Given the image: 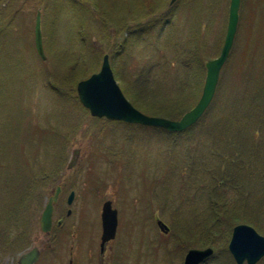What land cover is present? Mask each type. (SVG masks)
<instances>
[{"label":"rangeland","instance_id":"1","mask_svg":"<svg viewBox=\"0 0 264 264\" xmlns=\"http://www.w3.org/2000/svg\"><path fill=\"white\" fill-rule=\"evenodd\" d=\"M141 1L128 0L132 5L128 8L136 10L137 3ZM229 1L188 0L186 4L179 5L178 11L172 14V18L178 21V28L165 47L164 37L168 32L166 22L157 24L153 33L138 36L137 32L147 22L137 23L146 17L142 13L135 14L132 19L128 16L126 20L111 16L112 20L108 18L105 27L101 22L104 14L102 11L96 12L89 2L1 0V10L5 14L0 10V176L7 174L8 165L11 166L9 173H12L13 166H18L23 159L20 153L22 145L39 144L41 153L37 159L28 150H25L24 158L34 167H51L54 163L46 161L44 155L51 157L59 153L60 141L52 133L54 129L69 133L72 138L65 154L67 163L62 170L66 181L63 189L67 190L61 193L56 207H70L73 212L71 216H66V213L56 209L54 230L49 235L42 233L40 228L43 209L38 212L37 225L35 220L32 221L34 225H31L33 244L26 249L34 245L40 248L41 254L36 264H100L102 209L108 199L112 200L113 206L119 211V227L116 238L107 245L103 264H184L189 251L187 248L191 246L183 238L191 237L185 232H190V228L202 230L210 221L208 214L212 212H203L207 205L206 198L200 194L201 189L144 188L175 187L184 183L175 158L185 153V149L195 141L185 142L190 136L184 132L169 134L157 127L93 117L89 111L87 114L75 95L54 90L51 81L68 91L71 84H74L72 78H67L66 71L70 63L74 64L84 52L88 62L97 63L101 57L99 47L105 45L120 48L128 37L126 52L112 57L120 71L118 82L123 89L128 90L127 98L131 102L133 99L139 100L134 94V88L129 86V90L123 83V80L131 78L129 71L121 69L125 61L133 63L138 69L153 66L149 74L151 85L145 87V93L173 95L178 88L177 78L182 75L180 57L183 49L179 45L186 46L190 33L199 30L206 39L209 51H216L226 25ZM251 2L257 6L254 12H251L253 6L244 5L242 0L238 31L230 55L221 70L216 93L210 107L192 127L191 133L196 136V144L211 162H215V154L229 147L234 148L230 143L237 138L245 139L246 142L249 139L248 146L252 140L258 144L259 173L255 193L244 191V194H238L227 189L221 198L228 200L229 206L242 201L254 203L255 212L246 211L242 217L254 221L258 218L264 226V151H261L263 147L260 146L264 140V99L254 95L255 90L258 91L256 87H261L264 81L260 77H264V0ZM152 3L150 1V5ZM118 7L115 5L114 8L118 10ZM119 8L123 12L124 7ZM38 10L42 11L41 28L46 60L39 57L35 45L34 25ZM208 18L210 26H207ZM168 21L170 23L171 20ZM127 25H131L128 31ZM164 28L165 35L157 39L158 31ZM83 35L94 42V46L84 50ZM257 44L258 50L254 48ZM235 49L236 53L232 56ZM244 50H247L246 57L243 55ZM177 53H180V57H176ZM112 58L110 56V62ZM253 61L250 73H243L247 62ZM79 70L89 68L81 66ZM249 76L252 79L248 82ZM251 98L253 103H250ZM140 100L144 103L143 98ZM255 127L258 128L256 133ZM34 128L35 134L31 135ZM175 136H178L176 138L180 146H173L172 139ZM73 159L74 163L69 167ZM37 160L40 164L36 165ZM199 169L203 171V164H200ZM189 171L186 170V174ZM2 181L0 208L3 212L5 203L12 198L13 188L4 187ZM51 187L45 195L44 206L55 189ZM69 189L76 192L72 205L66 202ZM216 203L220 205V201ZM224 204L227 206L226 202ZM172 208H177L176 214ZM157 211L171 227V232L160 235V239L150 224L152 221L149 222L151 213ZM211 216L213 218L215 215ZM59 218H64L66 226H58ZM224 218L223 222L229 224V219L238 218V214L230 216L228 220ZM217 232L212 238L215 245L212 246L215 250L212 255L214 259L203 264H233L223 242L229 235L227 225ZM199 233L196 232L194 247L210 236ZM23 252L17 249L5 253L0 258V264H18ZM258 264H264V258Z\"/></svg>","mask_w":264,"mask_h":264},{"label":"trees","instance_id":"2","mask_svg":"<svg viewBox=\"0 0 264 264\" xmlns=\"http://www.w3.org/2000/svg\"><path fill=\"white\" fill-rule=\"evenodd\" d=\"M80 1H82L81 3H84V4L89 2L91 5L95 7L96 12L102 11V13L104 14V17L103 19H101V22L105 24V27H107L106 24H108V21H109L108 18L111 19V16L113 18L115 17L114 19L119 18V19H125V20L126 18H128V16H130L132 19L134 16H136L135 14L142 13L141 11H143L144 9L143 0L139 4L137 3L136 10H133L132 8H128V7H132V5L130 4V2H128V0H124V3H121L123 0H111V2H108V3H105L106 1L104 2L102 0H92L93 2H91L90 0H80ZM125 1H126V6L124 5ZM187 1L188 0H178V4L181 5L182 2H185L186 4ZM243 2H244V5H249V6L252 5L253 10L251 9V12H254V7H257V6H255V4L251 2V0H243ZM114 4L116 6L118 5L119 7L120 6L124 7L123 12L119 11L120 10L119 7H118V10H116L114 8L115 7ZM229 5H228V13H229ZM0 10H1V4H0ZM1 12L2 14H5L3 13L2 10ZM228 13H227V21H228ZM106 14H108L110 17H108ZM168 20H171L170 23ZM207 21H208L207 26L208 25L210 26V19L208 18ZM227 21H226L224 31L221 33L222 34L221 41L216 51H213V52L209 51L210 48L208 47L206 39L203 38V35L201 32H199V30L197 32L192 31L190 33V35L188 36V43L186 46L182 47V45H179L183 49V52L181 54L182 57L179 56L180 53H177L176 57L181 58L182 65L180 67V72L182 73V75L177 78V82H179L178 88L176 92H174L173 95L158 94L154 92L145 93L143 91L145 87L147 88L151 85V82H150L151 79L149 77L150 76L149 74L152 72L153 66H148V67L144 66L145 68L138 69L136 65H134L133 63L129 64V62L125 61L121 65V69L122 71L124 70V72L129 71L131 73V78H127L129 80H123V83L128 89H129V86L134 88V94H136V96L139 97V100L133 99L136 103L133 102L132 100L133 104L149 115L162 116V117H167L171 119H179L182 117V115L185 112L193 108L198 102V100L200 99V96L203 91V86H204L205 76H206V66H205L206 61L212 58L218 57L220 55L222 46L224 44L225 34L227 31ZM163 22H166L167 31H168L166 34V37H164V39L166 40V42L164 40V46L166 47L170 38L173 36V33H175L176 29L178 28L177 19L175 20V18L169 17L168 14L162 13L159 17H155L149 27L143 26L140 29V32H137L138 36L141 37V35H144L145 33L146 34L153 33L155 31L154 29L156 25L157 24L161 25ZM179 31H180V27H179ZM164 32H165V28L160 29L157 33V39H162V36L165 35ZM127 38L128 37H126L125 39L126 41H127ZM126 41L122 42L121 43L122 45H120V48H117V49H115L114 46L107 47L105 45H102L101 47H99V50L101 51V57L98 58V62L96 61L97 63L88 62L85 57L86 53L84 52V54H82V57L80 58L81 60L80 59L76 60L74 64L70 63L69 68L66 71L68 72L67 78L68 79L72 78V80H74L73 86L71 84V87H70L71 89L66 91V89H64L63 87L61 88V86L55 83V81L53 82V80L51 81V87L58 92L63 91L66 94L72 93L78 98L77 91H76L78 82L82 79L89 77L92 73L100 69L103 56L106 53H108L109 55L111 53L110 55L111 58L112 57L114 58V57H117V54L119 55V53L123 51L126 52V48L128 49V44L126 43ZM82 42L85 47L84 50H87V47L90 48L91 46H94L95 44L94 42L88 40L86 35L82 36ZM248 43L246 44L247 46H248ZM254 48L258 50V44L254 46ZM129 51L127 50V52ZM234 53H236V49L233 50L232 56L235 55ZM243 53H244L243 55H245L247 53V50H244ZM255 53L256 52L254 51L253 54ZM127 54L128 56H130L129 53ZM113 58L111 59V62L114 68V72H115L117 80L120 81V78H119L120 71L115 66ZM64 63H68V62L64 61ZM247 63H248L247 68L245 67L246 69L245 71H243V73L249 74L251 67H252L251 64H253L254 61L251 63L250 62H247ZM81 66L82 67L84 66V68L88 66L89 70L77 71ZM115 67L117 68L116 70H115ZM251 77L248 78V82L251 81L252 79ZM260 77L264 78L263 76H260ZM262 83L263 84H261V87L260 86H258L259 88L256 87L258 91L255 90L254 95H258L259 97L264 99V81H262ZM123 91L125 92L127 96L129 95L127 93L128 92L127 89L126 90L123 89ZM158 96H160L161 98H158ZM142 98L144 100V103L140 100ZM250 103H253V98H251ZM81 106L83 105L81 104ZM83 109H85L87 114H89L88 110L85 107ZM35 131H36V128L32 130L31 135H34ZM254 131L255 133L258 132V128L255 127ZM48 132H51V131L48 130ZM52 133H55L56 138H59V141H60L59 150H58L59 153L50 157V156H45L44 153L42 152V155H44V158L46 159V161H52V164L54 163L51 167H47L44 165L34 167L30 161H26V159L24 158L25 150H28V152H30L32 156L35 155V158L39 155V153H41V148L39 144L29 143L26 145H22L20 147V153L23 156V159L19 161L20 163L18 164V166L17 165L13 166V172L9 173V169L11 168V166L8 165L7 174L0 176V181L3 180L2 185L4 187L13 188L12 198L9 199L7 203H5V210H3L2 212L1 211L2 208H0V258H2L5 255V253L14 252V250H17V249H20V251H26V249L29 248L33 244L34 235L32 233L31 225H34L32 224L33 220L36 221L35 223L37 225L36 215L38 214V212H40V210L43 209L45 195L51 190L50 189L52 188L51 186H54L55 188L58 184H61V182L62 183L66 182L64 181L65 175L62 173V170L67 163L65 154L67 152V148L69 147V144L72 141V138L69 133L62 132V130L54 129V132ZM195 137L196 136H190L187 140H184L185 142H194V141L195 142L194 144L191 145V147L186 148L185 153H182L179 158L177 157L178 159L175 158V160H177L176 165H178L179 171L183 175L182 178H184V183L182 182L179 185L186 186L188 184L191 185L193 184L192 182H194L195 185L203 186V185H208L207 180L210 179L211 185L215 189H210V190L201 189L200 191V194L204 196V198H206V203H207L203 212H206V213H210V211L212 212L208 214L210 221H208L207 227L203 228L202 230L196 229V228H190L189 229L190 232L186 231L185 233L189 234L191 237L188 238L187 236H184L183 238L188 240L189 245H191L189 246V248H191V247H194V241L197 239L196 232H200L199 234H208L210 236H207V238L205 237L206 240H204L203 243H200L199 245H195V246L200 247V248L212 247V246L215 247V245L212 243V238L215 237L219 233L217 231H220L221 227L226 228V225H227V228L229 231V233L227 232V235L228 234L229 235L228 237H225V239L223 240V242L225 243V246H227V243L231 235V229L233 227V224H230V223L226 224L227 221L225 222L223 221L225 220L224 217H226V220H228V218L231 216L230 212L232 213V216H235V214L233 210L229 209L231 206H229L228 200L222 199L221 197L225 195L226 193L225 191L227 189H232L234 190V192L236 193L238 192V194L243 193L244 191L255 193L256 191L255 189H257V179H258L259 168H258L257 175L254 177V180H255L254 189H251L250 182H249L250 187L248 189H233L235 188L238 177L243 176L242 174L238 175L237 177H234L232 179L233 181L232 184L229 182L228 179L230 176H236L235 170L239 167L240 160H241V155L238 152L240 147L244 145L249 150V154H250V151L252 150L254 155L258 157L259 159V155L257 153L258 144L254 143V141L252 140L251 145L253 146V148L250 149L251 145L250 146L247 145V143L250 142L249 139L246 142L245 139L237 138L236 140L230 143L232 146H235L234 148L229 147L227 150H223V151H220L219 154H215V162H211L208 158V155L203 153V150L201 149V147L196 144ZM172 143H173V146H175V142L172 141ZM260 146L263 147L261 151H264V140L260 144ZM188 159H192V160L196 159L198 164H203L204 166L203 173H199L195 176L192 174L191 171H189V173L186 174L187 172L185 170L184 164L186 160ZM37 164H40V161L37 160L36 165ZM246 178H249V177L243 176V178L241 179L242 186H244L247 183L248 179ZM219 187H221L222 189H219ZM217 201H220V205L219 203H216ZM224 202H226L227 206H225ZM247 205L249 206L252 205L251 207L252 209L249 211L255 212L254 203L248 201ZM176 210L177 208H172V212H175V214L177 213ZM211 214H214L215 216L212 218ZM216 221L218 224H216ZM250 223H252L255 227H257L260 231L264 233V226L261 225V221L258 220V218H256L255 221H252ZM182 235L179 236V239H181L180 237ZM226 249L228 251L227 247ZM232 261H233V264H235L233 258H232Z\"/></svg>","mask_w":264,"mask_h":264},{"label":"water","instance_id":"3","mask_svg":"<svg viewBox=\"0 0 264 264\" xmlns=\"http://www.w3.org/2000/svg\"><path fill=\"white\" fill-rule=\"evenodd\" d=\"M175 1L171 0V3ZM241 3L242 0H231L227 32L221 54L217 58L207 61L203 93L197 104L180 119L148 115L135 107L126 97L115 77L109 54L104 55L101 69L98 72L78 82L77 92L80 101L95 117H106L109 120L162 127L171 132L183 131L189 128L200 119L213 100L221 70L234 45L240 21ZM35 43L39 55L45 60L47 55L43 44L41 11H38L36 18ZM73 163L74 159L69 167ZM55 189L54 193L48 198L40 217V226L44 233H50L52 230L55 203L60 197L63 185H58ZM74 199L75 192L72 191L68 203L72 204ZM102 222L101 250L104 253L107 243L116 237L119 223L118 210L113 207L111 200H107L103 205ZM159 224L164 232L168 233L170 231V228L162 220H159ZM229 249L237 264H256L264 257V235L249 224H238L233 229ZM213 252L214 250L211 247L191 248L186 255L184 264H200ZM40 254V249L35 246L20 255L18 264H35L39 260Z\"/></svg>","mask_w":264,"mask_h":264},{"label":"flooded vegetation","instance_id":"4","mask_svg":"<svg viewBox=\"0 0 264 264\" xmlns=\"http://www.w3.org/2000/svg\"><path fill=\"white\" fill-rule=\"evenodd\" d=\"M74 2L76 3H81L82 1L80 0H73ZM150 1H153L152 5H150ZM87 4V3H86ZM143 4H144V9L142 12V16H146L144 20H140L138 21L137 23H144L145 21H147V23L149 22V24L147 25V27L150 26V24L153 22V19L155 17H159L162 13L164 14H168V15H172L173 12L176 10V12L178 11L177 9V2L173 3V4H170V0H143ZM92 7L94 8V6L92 5ZM94 10V9H92ZM131 25H127V31L130 30V27ZM253 148V146L251 145L250 149ZM241 155V160H240V164H239V167L235 170V174L236 176H230L229 177V182L232 184L233 181L232 179L234 177H237L238 175L242 174L243 176L245 177H249V178H246L248 179L247 180V183L242 186V178L243 176H240L238 177L237 181H236V185H235V188L233 189H248L250 186H251V189H254V184H255V180H254V177L257 175L258 173V168H259V159L258 157H256L254 155V153L252 152V150L250 151V154H249V150L244 146L242 145L238 151ZM178 166V165H176ZM185 170H190L192 172L193 175H197L199 173H203L202 170L199 169V166L200 164H198L197 160H192V159H188L186 160L185 164ZM69 169V168H68ZM77 171V167L75 169ZM75 170H71V171H75ZM222 182V181H221ZM249 182H250V186H249ZM193 184H188L186 186H183V185H178V186H175V187H161V186H154V187H150V188H144V189H215L212 185H211V182H210V179L207 180V184L208 185H203V186H198V185H195L194 182H192ZM230 186V184H229ZM219 189H222L221 187H219ZM224 189V188H223ZM55 190V189H54ZM54 190L52 191V194L54 193ZM67 189H62L61 193H63L64 191H66ZM69 194L74 191V189H69ZM75 192V191H74ZM68 194V196H69ZM76 194V192H75ZM61 195V194H60ZM68 196H67V199H66V202L68 204ZM76 198V197H75ZM248 201H243V202H239V203H236L234 205H232L229 209L230 210H233L234 211V214H238V218H234L233 220H230L229 219V223L230 224H233V227L237 224H249V225H252L254 226L252 223V219H249V218H244L242 217V215L247 211V212H250L249 210H251L252 208V205H247ZM58 205V202L56 203L55 205V210L57 209L59 212H64L66 213V216H71L72 215V209L70 207H67V208H64L63 206L61 208H58L56 207ZM70 205V204H69ZM71 210V212L69 213V211ZM55 213V211H54ZM230 215L232 217V213L230 212ZM161 219V216L160 214L157 212H153L151 213L150 215V219H149V222L152 221V223L150 222V224L153 225V227L155 228V230L157 231L158 233V239H160V235L164 234L160 227H159V224H158V220ZM64 218H59L57 220V224L64 227L66 226L65 222H64ZM233 227L231 229V234H232V230H233ZM46 235H49V234H46ZM231 237V235H230ZM229 242V241H228ZM107 253V250L105 252V254ZM104 254V255H105ZM99 256H100V264H103V259H104V256L101 254V252L99 253ZM264 258V257H263ZM262 258V259H263ZM262 259L260 260V262L262 261ZM259 263V262H258ZM257 263V264H258ZM72 264V263H71Z\"/></svg>","mask_w":264,"mask_h":264}]
</instances>
